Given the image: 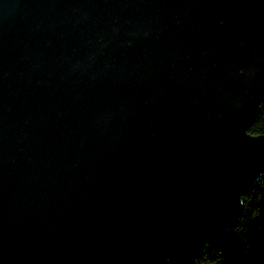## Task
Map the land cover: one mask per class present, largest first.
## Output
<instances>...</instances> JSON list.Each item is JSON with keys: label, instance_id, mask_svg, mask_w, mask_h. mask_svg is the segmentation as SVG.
<instances>
[{"label": "water", "instance_id": "obj_1", "mask_svg": "<svg viewBox=\"0 0 264 264\" xmlns=\"http://www.w3.org/2000/svg\"><path fill=\"white\" fill-rule=\"evenodd\" d=\"M263 98L264 0H0V264H192Z\"/></svg>", "mask_w": 264, "mask_h": 264}, {"label": "trees", "instance_id": "obj_2", "mask_svg": "<svg viewBox=\"0 0 264 264\" xmlns=\"http://www.w3.org/2000/svg\"><path fill=\"white\" fill-rule=\"evenodd\" d=\"M248 133H264V98ZM242 205L236 225L206 243L192 264H264V171L243 192Z\"/></svg>", "mask_w": 264, "mask_h": 264}]
</instances>
